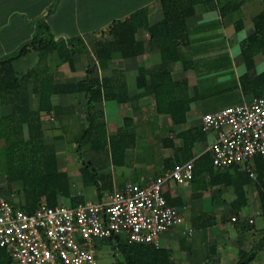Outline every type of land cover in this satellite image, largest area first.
Returning <instances> with one entry per match:
<instances>
[{
    "label": "crops",
    "instance_id": "crops-1",
    "mask_svg": "<svg viewBox=\"0 0 264 264\" xmlns=\"http://www.w3.org/2000/svg\"><path fill=\"white\" fill-rule=\"evenodd\" d=\"M141 11L146 12L150 26L164 18L160 0H0V62L15 58L13 65L20 74L46 69L54 85L111 80V96L127 100L103 99L91 110L87 92L66 91L52 96L54 113L41 115L40 123L35 125L45 153L56 156L58 171L69 178L71 198L59 195L57 205L109 201L128 183L147 185L177 165L190 160L198 164L210 153L213 136H201L188 158L183 134L199 130L203 115L220 110L224 102L227 106L251 103L264 92V52L255 55L250 73L242 54L244 40L255 32L254 18L264 11V0H210L195 7L194 15L187 19L191 33L181 48L182 59L166 68L172 81L180 85L174 92L176 99L191 100L186 121L180 125L174 124L169 114L158 112L154 95L146 92L152 73L162 65V57L159 49L151 47V36L145 28L134 35L136 42L143 43V55L127 57L117 52L104 66L97 58L96 42L114 41L113 26ZM236 35L241 39L237 40ZM41 39L53 40L59 49L44 58L38 51L17 58L25 46ZM70 53L71 62L62 58ZM140 70L146 72L143 87ZM247 74L259 79V88L242 85ZM28 96L30 110L37 113L39 98L33 83ZM11 114V106H0V118ZM91 122L99 124L93 140L85 138ZM24 134L21 140L28 139L26 127ZM257 184L247 187L249 205L240 210L242 217L255 218L245 213L252 204L257 215L261 212ZM175 185L167 186L165 197L181 210L191 230L181 233L173 229L162 236L161 248L171 251L174 264H205V252L211 246L217 251L206 264H218L223 249L236 247L240 253L253 239L262 243L263 218V226L258 227L255 218V226L249 231H244L243 224L227 221L236 199L232 187L213 186L210 174L201 169L191 182ZM7 186L6 177L0 176V190ZM22 188L21 182L12 184L13 191ZM232 194L234 198L228 201L226 196ZM205 214L212 217L213 226L200 239L202 245L195 248L193 221ZM227 223L236 231L234 240L221 239L225 231L222 227ZM213 227L217 232H212Z\"/></svg>",
    "mask_w": 264,
    "mask_h": 264
},
{
    "label": "trees",
    "instance_id": "trees-1",
    "mask_svg": "<svg viewBox=\"0 0 264 264\" xmlns=\"http://www.w3.org/2000/svg\"><path fill=\"white\" fill-rule=\"evenodd\" d=\"M164 18L161 22L150 26L146 12L141 11L125 22L116 23L112 28L114 41L96 42V55L101 66L111 59L112 55L121 52L124 56L135 57L144 54L143 43L136 42L134 35L140 28H145L151 36V47L159 49L162 65L152 73V82L146 86V92L154 95L158 112L171 116L174 124L180 125L186 121L191 100L176 99L175 89L179 83L172 81L167 72V65L181 61V48L189 39L190 30L187 19L194 15L195 7L210 0H160ZM255 32L243 42L242 54L248 73L254 70V57L257 53L264 52V11L254 18ZM133 44V46L131 45ZM59 47L53 40L41 39L25 46L17 58L38 51L44 58ZM128 49H130L128 51ZM72 53L63 59L71 62ZM15 58L0 62V106H11L12 114L0 118V176H5L8 186L0 190L2 194L11 199L16 208L33 213L44 201L48 206H56L59 195L71 198L69 178L57 169L55 155L46 154L40 135L36 133V123H40V116L54 113L51 98L54 94L66 91H84L89 94V109L93 110L95 104L103 99L114 97L118 101H125L120 96H111V80L103 83L94 79L76 85H54L53 78L46 69H35L26 74L18 73L13 65ZM146 72L140 70V85H146ZM264 80V79H263ZM243 86L259 88V79L247 74L242 79ZM33 83L34 93L39 98V110L33 113L29 107L28 88ZM264 88V84H263ZM138 98V97H137ZM127 101V100H126ZM92 116V121L94 122ZM99 125V124H98ZM98 125L90 123L85 132V138L93 140L98 133ZM24 127L27 128L28 139L21 140L24 136ZM202 127L199 130H190L183 134L185 145L184 152L191 157L194 144L205 136ZM3 143V144H2ZM257 186L261 201V212L258 214L264 219V158L257 157L255 161ZM196 171L207 172L211 176L213 186L224 185L232 187L236 199L231 203L232 216L227 221L236 218L235 225L243 224L244 231H249L255 226L250 223L251 218L242 217L240 210L249 205L247 187L253 183L247 170L236 167L215 169L210 153H206L196 164ZM21 182V191H13L12 184ZM74 201V199H73ZM169 203V202H168ZM77 204V203H75ZM170 204V203H169ZM171 205V204H170ZM213 219L208 214L193 221V231H207L213 226ZM109 240L114 246V256L121 257L114 264H174L172 253L167 249H156L152 245L136 244L128 238L116 236ZM185 247V246H184ZM217 251L216 246H211L206 252V263L211 261ZM243 254L240 251L239 255ZM246 257V256H245ZM248 257V256H247ZM251 260L248 263H250ZM205 263V264H206ZM0 264H15L6 251L0 247ZM237 264H246L244 259Z\"/></svg>",
    "mask_w": 264,
    "mask_h": 264
},
{
    "label": "built area",
    "instance_id": "built-area-1",
    "mask_svg": "<svg viewBox=\"0 0 264 264\" xmlns=\"http://www.w3.org/2000/svg\"><path fill=\"white\" fill-rule=\"evenodd\" d=\"M201 127L213 136L208 151L215 169L243 167L257 180L255 159L264 158V92L251 103L203 115ZM195 169L190 160L147 185L126 184L109 201L43 203L33 213L16 208L0 192V247L15 264H99L97 246L116 236L160 249L162 236L185 223L164 187L191 182Z\"/></svg>",
    "mask_w": 264,
    "mask_h": 264
},
{
    "label": "rangeland",
    "instance_id": "rangeland-1",
    "mask_svg": "<svg viewBox=\"0 0 264 264\" xmlns=\"http://www.w3.org/2000/svg\"><path fill=\"white\" fill-rule=\"evenodd\" d=\"M241 37L242 36H240V35L239 36L236 35L237 40H240ZM211 84L212 83L206 85V88H205L206 91L208 90L207 87L208 88L211 87L210 86ZM224 103L223 104L225 106L223 105V107L221 106V108H218V109L228 107L227 106L228 102L226 101ZM77 157H78V154H77ZM82 159L84 160V158H82ZM255 161H256V159H255ZM236 168L240 169V170H245L243 167H236ZM253 182L255 183L257 181L253 180ZM175 184L176 183H174V182L169 183L168 185H166L164 187V191H165V189H167V186L175 188L176 187ZM233 198H234L233 194L226 196V199L228 201L232 200ZM253 199L255 201L257 200V189L255 188V186L253 188ZM245 213H246V215H253V216L257 215L255 209L253 208V204L251 207H249L245 210ZM256 219H257L258 227L263 226V219L258 215L256 216ZM224 226L225 227H222V229H225V231H224L223 236H221V239H223L224 241L229 240V238H231V240H234L236 231L233 229L232 225L227 223V224H224ZM180 228L179 227L175 228V230L179 231V232L181 231V233H182L184 229H189V224H187L185 222L184 225ZM189 230H191V229H189ZM212 232L213 233L217 232L216 227H213ZM205 235H206V233L203 230L195 231L194 237L192 239L195 242V244L193 245L195 248H198V246L202 245V244H200V239H203V237ZM186 238H189V237H186ZM203 241L201 243H203ZM256 241L257 240L253 239L252 242L245 244L243 246L244 250H241L243 252V254H241V255H239V252H238V250H236V247L231 249V250L223 249L218 264H237V262L242 260V259H244L246 264L250 260H251V262L248 264H264V238L262 239V243L261 242L259 243V241H257V242ZM161 246H163L162 240H161ZM230 246H231V244H229L228 247H230ZM196 256H199V254L197 252H196ZM97 258H98L99 264H111V263H115L118 259H121V257L117 258L114 256V246H113V243L109 240H102L100 242V244L97 246Z\"/></svg>",
    "mask_w": 264,
    "mask_h": 264
}]
</instances>
